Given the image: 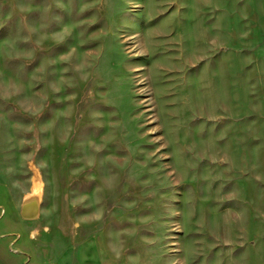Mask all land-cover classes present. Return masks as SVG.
I'll use <instances>...</instances> for the list:
<instances>
[{"label":"rangeland","instance_id":"obj_1","mask_svg":"<svg viewBox=\"0 0 264 264\" xmlns=\"http://www.w3.org/2000/svg\"><path fill=\"white\" fill-rule=\"evenodd\" d=\"M0 184L54 264H264V0H0Z\"/></svg>","mask_w":264,"mask_h":264},{"label":"crops","instance_id":"obj_2","mask_svg":"<svg viewBox=\"0 0 264 264\" xmlns=\"http://www.w3.org/2000/svg\"><path fill=\"white\" fill-rule=\"evenodd\" d=\"M42 217L41 197L19 199L0 184V264H54L45 238L55 232L43 230Z\"/></svg>","mask_w":264,"mask_h":264}]
</instances>
